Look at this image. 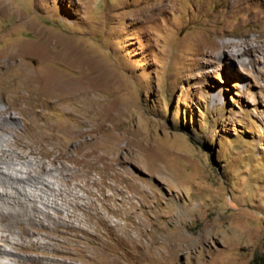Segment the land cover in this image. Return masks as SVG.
I'll return each instance as SVG.
<instances>
[{"label":"rangeland","instance_id":"1","mask_svg":"<svg viewBox=\"0 0 264 264\" xmlns=\"http://www.w3.org/2000/svg\"><path fill=\"white\" fill-rule=\"evenodd\" d=\"M0 108L74 190L0 262L264 264V0H0Z\"/></svg>","mask_w":264,"mask_h":264},{"label":"bare ground","instance_id":"2","mask_svg":"<svg viewBox=\"0 0 264 264\" xmlns=\"http://www.w3.org/2000/svg\"><path fill=\"white\" fill-rule=\"evenodd\" d=\"M27 73L32 74L33 71L28 70ZM46 73H48L47 76H50V77H53L54 79H56L55 84L57 86V91L58 90L60 92H62V91H69V92L73 91V84L70 80H65L63 83L62 82L59 83V82H57L58 73H56L52 70L46 71ZM22 74H24V72ZM11 78H12V76H11ZM9 79H10V77H9ZM15 79H17V78L15 77ZM23 79L25 80V78H23ZM39 80H40V77H39ZM41 80H42V76H41ZM33 86H34V84H33ZM48 88H49V85H48ZM32 89H34V88H32ZM32 89H29V90H32ZM46 93H48V92H46ZM51 95H54V94L51 93ZM56 97H57V95H56ZM66 101H67V99H66ZM8 110L10 111L11 107H9ZM0 113L2 114V116L0 117V253L9 254L12 251H10L8 249V246H10L12 248L13 247L20 248L27 243H29L28 245H32V246L38 245V244L44 245L45 242L38 240V238H36L37 239L36 240L33 237L34 236L33 233L32 232L30 233V230L33 229L34 230L33 232L36 235L40 234V231L42 230V227L40 225L45 226L47 220L53 219V212L51 211L52 208L56 209V211L58 213L57 218L59 220L70 219L72 212H70V210H69L68 205H70V204L67 205L66 198L73 195L74 190H73V188H71V186L65 187V186H62V184L60 186L58 185V187L56 186L57 181H59L57 183H60L62 181L63 184H65V182H66V180L64 182V178H63V175L65 174V170H66L65 169L66 165L64 164V162L60 165L53 166L54 168H49V166H47V164L44 163L43 160L41 158H39V156H37L38 154L36 151H34V150H31L30 152L25 151V149H24L25 144L22 143V141L20 142L18 140L19 136H17L15 134V132L10 131V129L15 130V128L13 126L11 127L10 125L13 122L14 123L17 122V121H15L16 118L13 115L7 116L5 114L6 110L3 108H0ZM68 113H70V112H68ZM60 125H62V124H60ZM60 125H59V127H60ZM64 129H65V126H64ZM4 131H8V133H11L12 135L11 136L4 135L3 134ZM67 132H68V130H67ZM2 142H3V146H2ZM34 143H35V141H34ZM65 144H67V143H65ZM29 146H31V145H29ZM31 154L33 155V157H30ZM95 155H96V153H95ZM100 157H101V155H100ZM26 165H31L32 169H25ZM53 169L59 171V174L50 175L51 172L53 171ZM49 176H51L53 179L49 178ZM66 184L69 185L68 183H66ZM46 192H48L50 194L47 195ZM84 202H86V201H84ZM54 218H55V216H54ZM102 220L100 221L101 224L104 223V220L103 221ZM50 222H52V221H50ZM59 222H61V221H59ZM15 223H20L21 225L24 226L23 227L24 229H21L20 231L16 232L12 228V227H14ZM80 223H81V221H80ZM104 224H106V223H104ZM89 225H90V223H89ZM97 225H98V229H100V231H101L102 230L101 227L99 226V224H97ZM14 231L18 234V237H16V239H13V237L11 236L12 234L13 235L16 234ZM31 234H32V236H31ZM26 236H29V238H27ZM102 238H103V236H102ZM111 239H113V238H111ZM122 243H123V241H122ZM129 243H131L130 246L132 248H134L136 246H140L137 243V241L135 242L134 240H133V242L131 241ZM143 246L146 248L145 245H143ZM147 246L149 247L150 245L148 244ZM136 249H137V247H136ZM136 251L137 250H135V252ZM146 251H147V249H146ZM131 252H133V251H131ZM139 253H140V251H139ZM145 253H148V252H145ZM152 256H154V255H152ZM158 260H160V259H158ZM0 264H5V263L0 262ZM157 264H159V263H157Z\"/></svg>","mask_w":264,"mask_h":264}]
</instances>
